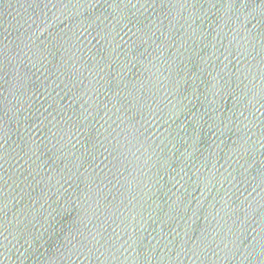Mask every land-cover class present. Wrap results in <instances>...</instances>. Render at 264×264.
I'll return each instance as SVG.
<instances>
[{"label": "water", "instance_id": "1", "mask_svg": "<svg viewBox=\"0 0 264 264\" xmlns=\"http://www.w3.org/2000/svg\"><path fill=\"white\" fill-rule=\"evenodd\" d=\"M0 264H264V0H0Z\"/></svg>", "mask_w": 264, "mask_h": 264}]
</instances>
